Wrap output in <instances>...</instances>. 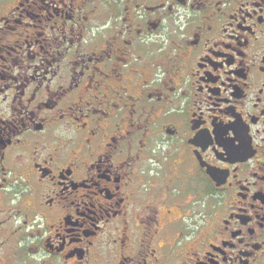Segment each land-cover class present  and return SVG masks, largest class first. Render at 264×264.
Listing matches in <instances>:
<instances>
[{"label": "flooded vegetation", "instance_id": "1", "mask_svg": "<svg viewBox=\"0 0 264 264\" xmlns=\"http://www.w3.org/2000/svg\"><path fill=\"white\" fill-rule=\"evenodd\" d=\"M0 264H264V0H0Z\"/></svg>", "mask_w": 264, "mask_h": 264}]
</instances>
